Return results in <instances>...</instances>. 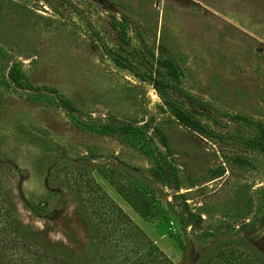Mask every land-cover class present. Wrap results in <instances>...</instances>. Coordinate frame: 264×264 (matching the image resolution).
<instances>
[{
	"label": "rangeland",
	"instance_id": "1",
	"mask_svg": "<svg viewBox=\"0 0 264 264\" xmlns=\"http://www.w3.org/2000/svg\"><path fill=\"white\" fill-rule=\"evenodd\" d=\"M88 176L171 264L264 257V0H0V202L81 256Z\"/></svg>",
	"mask_w": 264,
	"mask_h": 264
},
{
	"label": "trees",
	"instance_id": "2",
	"mask_svg": "<svg viewBox=\"0 0 264 264\" xmlns=\"http://www.w3.org/2000/svg\"><path fill=\"white\" fill-rule=\"evenodd\" d=\"M88 179L69 181L75 186V212L87 229L81 256L21 225L0 202V264H171L106 192ZM199 264H264V257L241 239L227 238L211 246Z\"/></svg>",
	"mask_w": 264,
	"mask_h": 264
}]
</instances>
